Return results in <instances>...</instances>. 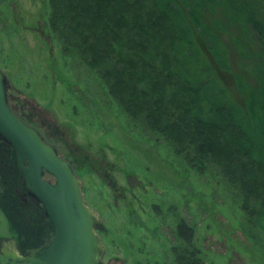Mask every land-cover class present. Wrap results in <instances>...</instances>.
<instances>
[{
	"label": "trees",
	"instance_id": "obj_1",
	"mask_svg": "<svg viewBox=\"0 0 264 264\" xmlns=\"http://www.w3.org/2000/svg\"><path fill=\"white\" fill-rule=\"evenodd\" d=\"M48 4L63 56L86 65L137 127L198 174L218 172L264 249V0ZM1 140L0 191L12 201L5 215L19 248H31L50 222L41 221L45 208L28 194L16 152ZM196 236L179 218L173 260L154 264H208Z\"/></svg>",
	"mask_w": 264,
	"mask_h": 264
},
{
	"label": "rangeland",
	"instance_id": "obj_2",
	"mask_svg": "<svg viewBox=\"0 0 264 264\" xmlns=\"http://www.w3.org/2000/svg\"><path fill=\"white\" fill-rule=\"evenodd\" d=\"M49 13L48 0L0 7V68L12 109L72 163L89 206L102 217L104 261L171 262L174 228L184 217L196 227L208 264H264L235 191L218 172L198 174L164 140L137 127L86 65L63 56ZM6 192L0 191V241L18 242L4 211L12 203Z\"/></svg>",
	"mask_w": 264,
	"mask_h": 264
},
{
	"label": "water",
	"instance_id": "obj_3",
	"mask_svg": "<svg viewBox=\"0 0 264 264\" xmlns=\"http://www.w3.org/2000/svg\"><path fill=\"white\" fill-rule=\"evenodd\" d=\"M0 138L15 150L27 191L44 206L53 230L49 244L34 254H22L14 238L0 241V264H107L98 233L102 217L89 206L72 163L12 109L1 68Z\"/></svg>",
	"mask_w": 264,
	"mask_h": 264
},
{
	"label": "flooded vegetation",
	"instance_id": "obj_4",
	"mask_svg": "<svg viewBox=\"0 0 264 264\" xmlns=\"http://www.w3.org/2000/svg\"><path fill=\"white\" fill-rule=\"evenodd\" d=\"M1 140V138H0ZM3 140V139H2ZM1 140V141H2ZM4 141V140H3ZM75 169V168H74ZM29 194V193H28ZM30 195V194H29ZM31 196V195H30ZM33 199H35L36 201H38L36 198H34L33 196H31ZM39 202V201H38ZM37 203V202H36ZM40 203V202H39ZM38 204V203H37ZM42 205V204H41ZM46 212V210H45ZM45 215V216H44ZM41 214V221L43 222V224L45 223L46 224V221L48 222L49 219H48V216L47 214ZM50 222V221H49ZM102 226V225H101ZM100 226V228H101ZM99 228V230H100ZM98 230V231H99ZM47 232V233H46ZM46 232H45V236H42L40 239L37 240V244L36 246H32V248H34L33 250H29L27 252H22V254L24 255H27V254H34L36 251L38 250H41V249H44L48 244L49 242L51 241L52 237H53V230L50 228V224L46 226ZM47 234V235H46Z\"/></svg>",
	"mask_w": 264,
	"mask_h": 264
}]
</instances>
